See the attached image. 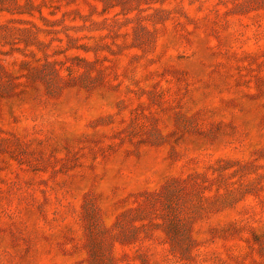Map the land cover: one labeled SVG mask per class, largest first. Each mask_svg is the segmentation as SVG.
Wrapping results in <instances>:
<instances>
[{
  "label": "rangeland",
  "instance_id": "obj_1",
  "mask_svg": "<svg viewBox=\"0 0 264 264\" xmlns=\"http://www.w3.org/2000/svg\"><path fill=\"white\" fill-rule=\"evenodd\" d=\"M0 264H264V0H0Z\"/></svg>",
  "mask_w": 264,
  "mask_h": 264
}]
</instances>
